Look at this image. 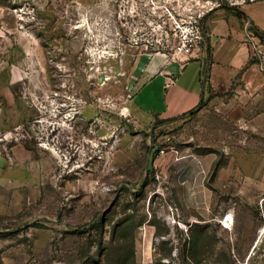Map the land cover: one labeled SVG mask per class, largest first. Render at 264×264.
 Returning a JSON list of instances; mask_svg holds the SVG:
<instances>
[{
	"label": "rangeland",
	"instance_id": "374dc122",
	"mask_svg": "<svg viewBox=\"0 0 264 264\" xmlns=\"http://www.w3.org/2000/svg\"><path fill=\"white\" fill-rule=\"evenodd\" d=\"M253 1L0 0V167L15 182L0 188V264H264V91H209L167 124L132 105L205 52L209 19ZM186 155L209 168L202 216L169 175Z\"/></svg>",
	"mask_w": 264,
	"mask_h": 264
},
{
	"label": "crops",
	"instance_id": "0c3cea01",
	"mask_svg": "<svg viewBox=\"0 0 264 264\" xmlns=\"http://www.w3.org/2000/svg\"><path fill=\"white\" fill-rule=\"evenodd\" d=\"M239 11L245 18L217 15L208 20L204 29L205 52H200L176 70L168 67L147 78L133 96L135 110L151 120L180 119L198 110L209 91L221 93L233 88L252 94L264 91V75L250 61L249 42L251 33L264 39V0L242 5ZM144 98L157 104L146 107L141 101ZM9 160L11 164L16 162L15 158ZM6 162V158H0V163ZM10 169L4 164L0 167V188L15 183L12 176L9 177L12 174ZM208 171L206 161L186 155L171 164L169 174L177 185L182 206L201 216L200 210L212 197V190L206 182ZM226 215L233 218L231 229L224 228L231 232L241 219L229 207L223 211L221 220Z\"/></svg>",
	"mask_w": 264,
	"mask_h": 264
},
{
	"label": "built area",
	"instance_id": "2783aa9c",
	"mask_svg": "<svg viewBox=\"0 0 264 264\" xmlns=\"http://www.w3.org/2000/svg\"><path fill=\"white\" fill-rule=\"evenodd\" d=\"M191 27L187 29V32L182 36L180 42L177 46V51L179 54L184 56H192L194 53V48L196 47L198 41L202 36V27L198 21L190 23ZM250 42V61L257 65L259 71L264 75V39L258 38L253 33L249 37ZM164 154L163 151H160ZM228 215L225 216L224 220L221 222L223 228H228L233 225V218H231L230 224H228ZM231 225V226H230Z\"/></svg>",
	"mask_w": 264,
	"mask_h": 264
},
{
	"label": "trees",
	"instance_id": "16d2710c",
	"mask_svg": "<svg viewBox=\"0 0 264 264\" xmlns=\"http://www.w3.org/2000/svg\"><path fill=\"white\" fill-rule=\"evenodd\" d=\"M236 15H237V17H239V18H245V15L243 14V13H241V12H236ZM204 105H203V103L200 105V107L198 108V110L199 109H201L202 107H203ZM196 111L197 110H194V111H192V112H190V113H188V114H185L184 116H182V118H184V117H186V116H188V115H194L195 113H196ZM181 119V118H180ZM173 121H175V119H168V120H161V121H159L158 123H161V124H167V123H170V122H173Z\"/></svg>",
	"mask_w": 264,
	"mask_h": 264
},
{
	"label": "bare ground",
	"instance_id": "6f19581e",
	"mask_svg": "<svg viewBox=\"0 0 264 264\" xmlns=\"http://www.w3.org/2000/svg\"><path fill=\"white\" fill-rule=\"evenodd\" d=\"M232 220V219H231ZM231 220L228 218V224H230V222H231ZM231 226V225H230ZM232 227V226H231ZM231 227H230V229H231Z\"/></svg>",
	"mask_w": 264,
	"mask_h": 264
}]
</instances>
